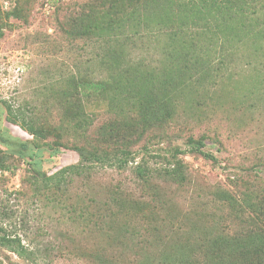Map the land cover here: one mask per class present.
I'll return each mask as SVG.
<instances>
[{"label":"rangeland","instance_id":"1","mask_svg":"<svg viewBox=\"0 0 264 264\" xmlns=\"http://www.w3.org/2000/svg\"><path fill=\"white\" fill-rule=\"evenodd\" d=\"M88 1L30 0L18 16L16 0H0V126L31 137L5 119L3 100L27 106L36 116L61 126L67 146L52 157L42 153L47 173L78 162L69 145L79 137L67 130L76 111L90 113L97 127L111 116L104 102L82 90L88 75L95 80L105 76L101 50L87 44L85 37L65 32L70 16ZM236 32L239 38L229 37L228 42L214 36L216 45L233 43V48L224 63L211 58L210 75L199 79L196 71L190 78L178 77L180 85L167 92L155 90V113L171 111L173 116L169 120L164 116L147 136L155 139L166 133L168 138L157 145L142 136L131 148L134 160L124 169L106 166L74 175L65 195L52 206V191H38L28 166L9 161L11 168L0 171V199L12 193L7 204L17 213L26 211L29 226L43 227L37 241L47 250L44 257L30 262L0 248L3 263L101 264L98 256L105 254L107 264H158L166 255L181 256L184 251L195 255L196 246L201 241L199 245H206L208 236L232 232L236 219L248 216V205L260 201L264 193V36ZM135 37L127 48L129 66L156 72L170 64L162 26L140 27ZM255 43L262 45L256 54ZM201 134L207 136L204 149L215 160L194 152L177 155L186 176L182 184L156 175L143 181L133 174V166L143 159L150 166L173 161V146L185 149L188 135ZM156 152L163 158L151 156ZM238 206L245 207L244 215ZM16 231L23 242L32 235L29 229L23 232L22 224Z\"/></svg>","mask_w":264,"mask_h":264},{"label":"trees","instance_id":"2","mask_svg":"<svg viewBox=\"0 0 264 264\" xmlns=\"http://www.w3.org/2000/svg\"><path fill=\"white\" fill-rule=\"evenodd\" d=\"M16 1L19 6L14 9V14L20 16L24 4L30 0ZM79 9L68 19L65 32L72 36H83L87 44H95L101 50L102 64L106 70L102 79L95 80L88 75L82 82V90L89 97L96 96L100 103L104 102L111 116L97 127L90 113L76 111L72 115L75 120L67 130L76 134L79 141L69 146L77 152L78 162L47 173L42 167L45 160L43 154L52 157L62 146H67L62 140V127L53 126L36 116L27 106L15 107L3 100L5 119L31 137L14 135L8 128L0 126V143L4 145L0 146V171L11 168L9 161L25 163L32 172L33 182L39 185L38 191L42 188L52 191L55 196L50 198L52 206L59 196L65 195L74 175L90 173L91 170L97 172L106 166L124 169L130 160H134L135 154L131 148L142 136L149 143L157 145L168 138L166 133L157 135L155 139L147 136L148 131L164 116L168 120L173 116L171 111L155 113V105L152 104L155 90L164 89L167 92L169 88L180 85L178 77L190 78L196 71L199 79L210 75L212 64L209 61L212 57L224 63L233 43L216 45L214 36L222 37L227 42L229 37L238 39L236 31L239 30L244 32L243 36H264V0H90L80 4ZM150 23L162 26L169 41L163 47L166 61L170 64L156 72L129 66L126 62L130 54L127 49L131 46L130 41H133L140 27ZM138 38L135 37V40ZM258 44H254L255 54L262 49V45ZM173 65L176 67H171ZM189 72L191 74H187ZM93 131L96 134L94 138ZM206 137L204 134L198 137L188 135L187 148H171L173 161L166 159V164L150 166L143 159L133 166V174L143 181L156 175L182 184L186 176L182 163L175 160L177 155L194 152L215 160V156L204 149ZM142 147L150 155L148 147ZM151 156L163 158L160 152ZM14 193L16 195V191ZM11 194L7 193L3 201L0 199V248L7 249L20 259L35 262L44 257L47 250L41 249L37 241L43 227L29 226V214L26 211L17 213L7 204ZM225 198L230 196L226 195ZM114 200L119 198L115 197ZM248 206V216L237 218L232 232L223 234V231H219L208 236L204 239L206 245H199L203 244L201 241L196 246L199 251L195 255L189 256L186 251L181 256L166 255L158 264H264V193L260 201ZM238 208L239 214L244 215L245 207ZM17 224H22L23 232L29 229L32 233L27 242H23L21 235H18ZM98 257L101 264H107L105 254ZM0 264H4L1 259Z\"/></svg>","mask_w":264,"mask_h":264}]
</instances>
